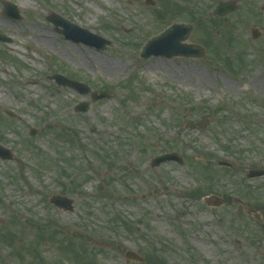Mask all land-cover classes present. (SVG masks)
I'll use <instances>...</instances> for the list:
<instances>
[{"label":"rangeland","instance_id":"obj_1","mask_svg":"<svg viewBox=\"0 0 264 264\" xmlns=\"http://www.w3.org/2000/svg\"><path fill=\"white\" fill-rule=\"evenodd\" d=\"M5 1L20 20L4 15ZM23 1L0 0L10 39L0 42V145L13 152L0 158V264H35L26 247L43 264H141L127 251L162 264H264V176L249 177L264 169V0H233L220 21L212 12L223 0H172L188 9L161 17L135 0ZM52 12L110 43L66 39ZM172 22L192 25L185 43L204 57L140 56ZM103 58L121 69L102 70ZM56 74L111 97L91 101ZM205 119V129L190 127ZM171 152L183 163L152 166ZM55 194L74 209L50 203ZM211 194L225 203L207 205ZM67 241L90 256L78 260Z\"/></svg>","mask_w":264,"mask_h":264},{"label":"water","instance_id":"obj_2","mask_svg":"<svg viewBox=\"0 0 264 264\" xmlns=\"http://www.w3.org/2000/svg\"><path fill=\"white\" fill-rule=\"evenodd\" d=\"M7 6H9L8 15H11L13 17H18V11L16 10V7L12 3H7ZM236 10V6L233 2H224L217 6V8L214 10L215 15L223 16L227 14L228 12H232ZM50 20H52L55 24H65L61 20H59L58 17H56L54 14H52L50 17ZM68 27L77 30L82 33V38L86 40H91L89 43H95L98 48H105L106 44H109L110 42L101 38L100 36L92 35L86 30H81L77 26L69 24ZM190 26L181 24V25H174L169 30L162 33L160 36L152 38L144 47V50L142 52L143 57H149L152 54L158 55H166V56H172V55H184V56H203L204 50L199 48L197 45H183L181 44V40L187 39L190 34ZM253 37L258 38L259 34L254 30ZM0 40H5L3 37L0 36ZM87 42V41H86ZM56 80L59 84L62 85H68L72 88L77 89L81 93L85 94L89 92V88L82 83L74 82L71 80H68L62 75H56ZM105 97H111V95L101 92L98 94L97 92L92 93V99L94 101L105 98ZM89 107V102H82L76 107V111L78 112H85ZM209 119H206L204 121H201L197 124H191V128H199V129H205L208 126ZM35 134V133H34ZM0 156L2 158H12V154L9 150H6L0 146ZM168 160H178L179 162H182L181 158L174 153L171 154H164L162 156H158L154 159L153 165H159L162 162H166ZM221 164H223L221 162ZM264 175V170L259 171H252L251 176H262ZM50 202L54 203L56 206L63 208L64 210H73V200L68 199L65 196L61 195H54L51 196ZM205 202L208 205H216L220 206L224 203V200L222 198H219L215 195L209 196L205 198ZM242 203V202H240ZM245 207L247 213H252L253 210L248 208L244 203H242ZM128 258H135L139 261H142V258L137 256L135 253L129 251L127 252Z\"/></svg>","mask_w":264,"mask_h":264},{"label":"flooded vegetation","instance_id":"obj_3","mask_svg":"<svg viewBox=\"0 0 264 264\" xmlns=\"http://www.w3.org/2000/svg\"><path fill=\"white\" fill-rule=\"evenodd\" d=\"M136 3H138V6L148 7L152 6L154 8L160 9L159 17L164 16L165 13L174 14L176 13V10H179V12L188 9L186 6H180L178 8H172V5L170 4L169 0H135ZM191 10V9H189Z\"/></svg>","mask_w":264,"mask_h":264},{"label":"bare ground","instance_id":"obj_4","mask_svg":"<svg viewBox=\"0 0 264 264\" xmlns=\"http://www.w3.org/2000/svg\"><path fill=\"white\" fill-rule=\"evenodd\" d=\"M107 2H108V4L110 5V0H107ZM23 3L25 4V5H29V4H31V1L30 0H25V1H23ZM43 39L46 41V42H48V43H50L51 45L54 43V39H53V36L51 35V36H47V33L46 34H44V37H43ZM73 52H76L74 49L72 50ZM99 62H100V67H101V69L102 70H104V71H106V72H112V71H114V70H119V69H121V63L120 62H118V61H115V60H112V59H109V58H103L101 61L99 60ZM259 82L260 83H264V81H262V80H259ZM3 97V94H2V92L0 91V98H2Z\"/></svg>","mask_w":264,"mask_h":264},{"label":"trees","instance_id":"obj_5","mask_svg":"<svg viewBox=\"0 0 264 264\" xmlns=\"http://www.w3.org/2000/svg\"><path fill=\"white\" fill-rule=\"evenodd\" d=\"M204 174L205 175H209L210 174V172L207 170V168L204 170ZM72 243L73 242L71 241L68 244L69 246L67 245V247L71 249V251L73 252V254L75 256L80 257V258H84V257H89L90 256L89 253L86 251V249H78V248L74 247V244H72ZM31 251L37 253L36 251H38V250L37 249L36 250L32 249ZM90 264H95V263H94V261H90Z\"/></svg>","mask_w":264,"mask_h":264}]
</instances>
